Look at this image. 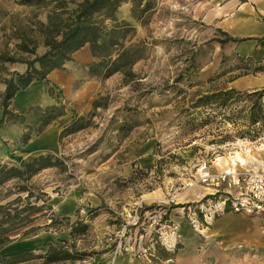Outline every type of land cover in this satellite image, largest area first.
<instances>
[{"label":"rangeland","instance_id":"obj_1","mask_svg":"<svg viewBox=\"0 0 264 264\" xmlns=\"http://www.w3.org/2000/svg\"><path fill=\"white\" fill-rule=\"evenodd\" d=\"M150 2L152 7L138 20L129 15L135 0L117 12L135 29L125 44L140 49L142 58L133 66L139 79L122 86L116 85V76L106 84L102 96L107 97L99 100L106 107L94 111L89 126L40 150L60 157L63 165L43 169L31 183L47 193L48 204L60 216L88 221L89 209L99 208L89 233L77 244L96 249L115 246L83 264H264V229L258 218L231 213L230 219L222 224L216 220L199 233L190 222L188 206L192 210L212 190L185 186L201 159L219 157V166L258 165L264 170V132L254 140L240 137V130L247 128L245 121L231 123L220 117L194 129L180 127L185 120L180 107L198 93L226 86L237 90L264 86V74L230 81L232 74L227 73L210 81L223 56L264 55V0ZM51 6L0 0V52H14L17 29L29 32L41 53L37 22L47 21ZM222 31L236 40L219 42L226 39ZM6 66L10 71L23 68L18 63ZM4 127H0V163L20 165L30 156H23L27 147L12 140ZM193 145L195 150L190 149ZM46 221L40 217L32 225ZM11 236L14 241L0 249V257L38 253L52 239L65 238L66 232L41 229L22 238L18 230ZM163 249L172 253L170 260H161Z\"/></svg>","mask_w":264,"mask_h":264},{"label":"trees","instance_id":"obj_2","mask_svg":"<svg viewBox=\"0 0 264 264\" xmlns=\"http://www.w3.org/2000/svg\"><path fill=\"white\" fill-rule=\"evenodd\" d=\"M127 1L18 0V3L24 5L47 6L50 2L53 6L46 16L47 21L37 22L38 35L44 47L41 53H37L36 43L30 39L32 35L17 29L13 32L18 40L14 52H0V127L16 123L21 116L10 106L17 91L26 88L32 81L47 79L51 70L62 68L65 62L71 60L72 54L84 45H88L92 57L97 59L88 65L91 74L105 79L114 73H120L122 86H129L138 80L133 66L142 58L140 49L133 44H125L128 34L134 33L135 29L128 20L119 19L117 16L119 7ZM135 1L136 11L134 7L131 8L130 17L138 20L152 5L150 0ZM222 33L226 39L219 42L236 40L227 32ZM26 37H29L28 40ZM13 63L24 64V71H10L6 64ZM227 73L232 74L230 81L245 75L264 74V55L258 59L241 55L223 56L218 73L210 81ZM105 97L107 96L98 95L88 113L75 116L63 126L59 139L89 126L94 111L98 107H106L99 102ZM65 107L66 104L60 101L48 106H29L26 112L28 122L17 142L22 146L26 145L55 118L63 115ZM180 113L185 117L180 127L189 129L204 126L217 117L231 123L243 120L247 128L240 130L238 135L254 140L264 132V86L250 90H237L226 86L198 93L180 107ZM196 148L193 145L190 149ZM62 165V159L51 153L27 157L20 165L0 163V249L14 241L11 234L18 230H21L22 238L30 237L41 229L66 232L65 238L52 239L39 248L38 253L29 252L11 258L0 257V263L40 260L41 264H83L95 255L114 249V244L101 249L87 247L86 243L81 246L77 244L89 233L90 220L97 215L99 208L89 209L91 215L88 221L60 216L48 204L47 193L31 183L33 177L43 169ZM157 165H160L159 161ZM8 183L12 185L7 186ZM40 217L47 221L43 225H32ZM163 218H166L165 214ZM160 253L161 260L172 258V253L167 249L160 250Z\"/></svg>","mask_w":264,"mask_h":264},{"label":"crops","instance_id":"obj_3","mask_svg":"<svg viewBox=\"0 0 264 264\" xmlns=\"http://www.w3.org/2000/svg\"><path fill=\"white\" fill-rule=\"evenodd\" d=\"M120 7L119 11L121 10ZM231 29L238 31L239 28L233 26ZM96 60L92 57L88 45H84L72 54L71 60L65 62L62 68L51 70L47 79L32 81L26 88L17 91L12 97L10 106L21 116L16 123H8L4 128L14 141L20 137L24 125L28 122L26 112L29 106H48L59 101L66 104L63 115L55 118L39 135L33 136L24 145L27 147V151L23 153V156L30 155L29 157H31L40 154L42 153L40 150L52 146L58 140L63 126L75 116L88 113L91 110L92 102L98 95L104 93L106 84H111L114 77L117 76L115 78L117 79L116 85H120L122 78L120 73H114L105 79H101L89 72L88 65ZM18 64L23 66L19 72L24 71L25 65ZM231 213L226 212L214 221L217 220L218 224H222L225 219L231 218Z\"/></svg>","mask_w":264,"mask_h":264},{"label":"built area","instance_id":"obj_4","mask_svg":"<svg viewBox=\"0 0 264 264\" xmlns=\"http://www.w3.org/2000/svg\"><path fill=\"white\" fill-rule=\"evenodd\" d=\"M218 158L198 160L193 175L185 183L187 188L203 186L212 190L209 196L199 198L192 210L188 206L192 226L203 233L216 218L232 212L258 218L264 229V172L219 166ZM175 229L172 226L171 235Z\"/></svg>","mask_w":264,"mask_h":264},{"label":"bare ground","instance_id":"obj_5","mask_svg":"<svg viewBox=\"0 0 264 264\" xmlns=\"http://www.w3.org/2000/svg\"><path fill=\"white\" fill-rule=\"evenodd\" d=\"M261 149H263V148H261ZM238 158V157H237ZM240 159V158H239ZM239 161V160H238ZM242 162V161H241ZM245 164V162H243V163H241L240 165H244ZM229 165H232V164H229ZM256 165V164H255ZM232 166H234V165H232ZM257 167H254V168H251V169H253V170H259V171H262V172H264V170H262V169H259L258 168V165H256ZM235 167V166H234ZM248 167H244V169H247ZM237 169H239V168H237ZM244 169H239V170H244ZM250 169V168H249Z\"/></svg>","mask_w":264,"mask_h":264}]
</instances>
